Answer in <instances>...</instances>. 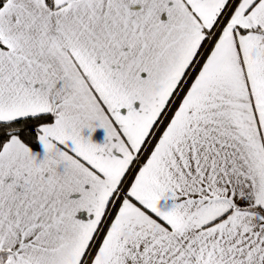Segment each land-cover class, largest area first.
I'll return each mask as SVG.
<instances>
[{
    "label": "snow or ice",
    "instance_id": "1",
    "mask_svg": "<svg viewBox=\"0 0 264 264\" xmlns=\"http://www.w3.org/2000/svg\"><path fill=\"white\" fill-rule=\"evenodd\" d=\"M0 264H264V0H0Z\"/></svg>",
    "mask_w": 264,
    "mask_h": 264
}]
</instances>
